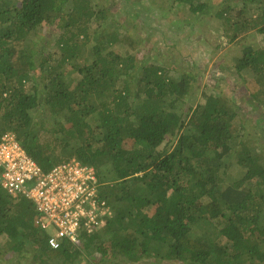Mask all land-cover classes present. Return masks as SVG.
Wrapping results in <instances>:
<instances>
[{
  "label": "trees",
  "instance_id": "16d2710c",
  "mask_svg": "<svg viewBox=\"0 0 264 264\" xmlns=\"http://www.w3.org/2000/svg\"><path fill=\"white\" fill-rule=\"evenodd\" d=\"M171 1L193 16L215 13L230 41L252 30L264 35V0ZM93 15L99 27L109 19L88 0H0V141L15 134L45 172L72 159L93 166L114 218L54 250L33 204L0 186V238L41 264H264V152L242 138L241 108L208 95L181 116L176 107L192 92V75L139 69L129 34L94 29L91 59L66 69L82 58L77 40L89 41ZM45 27L59 33L58 58L41 54ZM236 71L255 74L247 89L264 107V47L246 46ZM202 224L208 231L198 234Z\"/></svg>",
  "mask_w": 264,
  "mask_h": 264
},
{
  "label": "rangeland",
  "instance_id": "374dc122",
  "mask_svg": "<svg viewBox=\"0 0 264 264\" xmlns=\"http://www.w3.org/2000/svg\"><path fill=\"white\" fill-rule=\"evenodd\" d=\"M207 1L213 6H219L222 2ZM88 4L93 13L94 9L97 12L103 9L107 11L109 19L103 27H99L100 19L96 17L94 23V15L92 16L88 23L89 41L84 42L83 37L77 40L81 44L83 56L68 61L66 69L70 70L74 65L85 64L91 59L89 53L94 46V29L101 28L104 35L116 34L119 39L129 34L138 44L139 69L156 65L165 69L168 77L175 80L182 75H192L193 90L176 107L181 116L187 115L191 107L193 110L196 105L203 104L208 95H223L233 99L235 105L241 108V122L245 125L242 138L252 147L261 146L259 151L264 152V107L258 105L247 89L248 80L255 74L244 71L239 75L236 71V64L244 56L246 46L255 49L264 47L263 34L252 30L230 41L226 33L233 35V32L226 31L227 27L215 13L193 16L183 6L174 4L171 0H88ZM70 30L77 32L75 28ZM41 33V54H51L55 58L61 56L55 45L59 33L52 34L50 27H45ZM115 49L123 55L129 50L123 44L115 46ZM63 72L66 73V70ZM34 117L37 118L38 115ZM230 174L233 178H239L241 171L237 163H233ZM13 200L18 203L23 201L24 207L31 203L22 199ZM205 231H208V227L203 224L196 229L198 234ZM11 246L12 242L7 235L0 238V264H41L29 254L24 256L12 251ZM92 258L95 262L101 260L99 255ZM159 262L153 259L146 264Z\"/></svg>",
  "mask_w": 264,
  "mask_h": 264
},
{
  "label": "built area",
  "instance_id": "2783aa9c",
  "mask_svg": "<svg viewBox=\"0 0 264 264\" xmlns=\"http://www.w3.org/2000/svg\"><path fill=\"white\" fill-rule=\"evenodd\" d=\"M0 170L7 195L35 207V225L47 235L51 249L65 242L77 245L82 233L94 234L114 218L112 206L100 194L97 170L77 159L45 172L17 136L6 133L0 141Z\"/></svg>",
  "mask_w": 264,
  "mask_h": 264
}]
</instances>
